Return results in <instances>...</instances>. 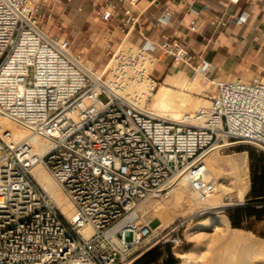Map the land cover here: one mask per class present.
Returning a JSON list of instances; mask_svg holds the SVG:
<instances>
[{
    "label": "built area",
    "instance_id": "built-area-1",
    "mask_svg": "<svg viewBox=\"0 0 264 264\" xmlns=\"http://www.w3.org/2000/svg\"><path fill=\"white\" fill-rule=\"evenodd\" d=\"M49 1L0 0V264H134L157 244L179 246L180 225L153 227L140 206L168 198L180 177L203 202L217 191L209 151L236 142L264 148V79L207 76L208 107L161 117L151 108L162 83L155 51L199 70L194 55L171 39L122 41L95 72L42 23ZM135 23L126 9V35ZM38 165L72 202L73 217L35 179Z\"/></svg>",
    "mask_w": 264,
    "mask_h": 264
},
{
    "label": "crops",
    "instance_id": "crops-1",
    "mask_svg": "<svg viewBox=\"0 0 264 264\" xmlns=\"http://www.w3.org/2000/svg\"><path fill=\"white\" fill-rule=\"evenodd\" d=\"M126 9L136 19L127 35L121 24ZM105 10L112 13L108 20L102 17ZM39 16L48 32L70 40L71 49H79L74 42L81 41L80 48L100 50L92 57L95 63L122 41L139 45L171 39L194 55V64L204 67L210 79H264V0H51ZM162 16L168 22H160ZM155 55L154 75L165 85L176 63L159 49ZM182 82L177 78L167 86L181 93Z\"/></svg>",
    "mask_w": 264,
    "mask_h": 264
},
{
    "label": "bare ground",
    "instance_id": "bare-ground-1",
    "mask_svg": "<svg viewBox=\"0 0 264 264\" xmlns=\"http://www.w3.org/2000/svg\"><path fill=\"white\" fill-rule=\"evenodd\" d=\"M188 76V72L182 71L178 67H174L170 71L165 85H162L154 94L151 102L152 110L158 113L161 117L176 120L184 114L182 112L185 109L193 108L197 106V104L198 108L196 107V110L201 109L202 107H208L209 101L207 99L201 103H192L189 102V100H186L188 95L186 98L183 97L184 94L182 96L183 98L178 99V95L175 94L173 89L167 86L168 84L175 85L177 78L184 79L182 84L185 90L189 89L190 86L193 88H202L207 85L208 78L201 69L194 70L192 74L189 77ZM4 125L6 128L17 132L22 136H25L27 133L26 130L14 122L4 121ZM38 142L41 145H44L43 150H45L49 145L48 141L44 139H40ZM238 143L240 142L233 144L226 143V145H235ZM220 148L221 146H218L209 151L206 155L205 162L209 169V175L215 176L216 174V164L221 160V158H219L221 157L219 156ZM239 161H243L245 164L247 161V155L244 154V156L239 157L238 160L231 162L235 163V166H239ZM33 175L38 183L55 199L62 212L67 217H73L74 205L63 192L61 187L46 171V169H44L42 165H38L33 169ZM249 183V176L247 174V169H245L244 177L240 176L238 178V201H243L247 191L249 190ZM227 186L228 185L225 181L221 182L217 187V194L215 193L209 199L200 202L197 200L194 191L190 188L186 179L184 177H180L173 186L170 193L171 196L167 202H162L161 200L152 198L146 203L143 209L153 208V211L156 209L154 217L161 218L163 226H168L178 217V214H176V211L178 210L182 211L184 216H193L198 214V212L200 213L208 210L212 211L213 209L219 208L222 202L220 201L222 194L218 193V191L219 189H224ZM223 205H226V203H223L222 206ZM191 229L213 230L214 232L211 234L208 231L205 232L204 241L202 238V241L200 242V244H203L202 242H204L208 246V249L206 250L208 254H203L205 256H202L201 252H198L199 254H197V251L188 252L186 254L184 253L182 256L187 257L186 264H200L199 260L196 258H200L201 256L203 257L202 264H264V239L257 238L250 232H244L240 229L232 228L230 226L229 218L225 215H218L209 221H201L194 225ZM84 230L88 234L91 232L89 227H86Z\"/></svg>",
    "mask_w": 264,
    "mask_h": 264
},
{
    "label": "rangeland",
    "instance_id": "rangeland-1",
    "mask_svg": "<svg viewBox=\"0 0 264 264\" xmlns=\"http://www.w3.org/2000/svg\"><path fill=\"white\" fill-rule=\"evenodd\" d=\"M79 42L78 43L74 42V46H76L79 49L73 48L72 51L83 53L84 62L87 67L89 66L88 68H90L95 72L102 71L107 66L111 55L107 56L106 51H103L102 59L97 63H95L93 62L92 57L96 56L100 52V50H97L95 48L90 49L87 47L80 48L81 45ZM173 64L174 61L172 65ZM174 67H178L182 71L188 72L189 76L194 71V69L182 64H175ZM163 80L164 79H161L162 83L160 87L163 84ZM160 87H158V89H160ZM158 89L156 90V92L158 91ZM174 89L176 92L180 91L179 88H174ZM213 90H214V85L211 84L210 81L208 80L207 85L202 88H193L190 86L189 89L185 90L183 88L181 93L179 94L175 93V94L178 95L177 97L178 99L183 97L186 98V96L188 95L186 100H189V102L201 103L204 102L205 99H207L208 93L212 92ZM197 106L193 107L194 109L193 108L185 109L182 113H186L191 110L194 111L196 110ZM219 154H220L219 156H221L219 157L221 158V160L218 161L216 164V168H217L216 174L215 176L213 175L210 176L216 182L217 187L223 181H225L226 184L228 185L226 188L219 189L218 191V193L222 194L220 201L226 203L227 205L222 206L223 203L221 202L219 208L213 209L212 211L208 210L205 212H200V213L198 212V214H195L193 216L190 215L184 216L182 211L180 210H178L179 212L176 211L178 217L175 219L174 222L175 224L180 225V230H179V234L181 236L180 245L177 247H172L171 245L157 244L152 249L145 252L140 257H138L136 261L144 258L141 264H170V263L186 264L187 257L182 256L184 253L186 254L188 252L197 251V254L201 252L202 256H205L203 254L207 255L208 252L206 250L208 249L207 248L208 246L204 242H202L203 244H200V242L202 240L204 241L205 232L208 231L211 234L214 231L205 230V229L197 230L191 228H193L194 225L198 224L201 221H209L218 215L227 216L229 218L230 226L232 228H237L244 232H250L257 238L264 239V197L261 196L262 194L261 192H264V148L248 143H239L230 147L219 149ZM244 154L247 155V161L245 164L243 161H239L240 163L239 166H235L234 165L235 163L231 162L234 160H238L239 157L244 156ZM245 169H247V174L249 176V181H250L249 190L247 191L243 201H238L237 199L238 178L240 176L244 177ZM170 196L168 198L161 199V201L167 202ZM153 199L159 200V198H153ZM147 202H149V200ZM146 203L140 206L139 210L146 217L153 220L152 221L153 227H157L163 221L161 218L154 217V214L156 213V209H154V211L153 208L143 209ZM237 205L238 207H241L238 211L232 209V207ZM231 216H233V219H231ZM233 222L237 223V225H234ZM126 239L128 241L133 240L132 232H127ZM202 256L200 258L199 257L196 258L199 260L200 264H202L203 261Z\"/></svg>",
    "mask_w": 264,
    "mask_h": 264
},
{
    "label": "trees",
    "instance_id": "trees-1",
    "mask_svg": "<svg viewBox=\"0 0 264 264\" xmlns=\"http://www.w3.org/2000/svg\"><path fill=\"white\" fill-rule=\"evenodd\" d=\"M253 190H254V189H253ZM261 193H262L261 196L264 197V192H261ZM240 208H241V207H238V205L232 207V209H235V210H237V211H238ZM230 209H231V208H230ZM231 219H233V216H231ZM233 224H234V225H237V223H235V222H233ZM143 260H144V258H142V259L136 261L134 264H141ZM170 264H174V263H170Z\"/></svg>",
    "mask_w": 264,
    "mask_h": 264
},
{
    "label": "water",
    "instance_id": "water-1",
    "mask_svg": "<svg viewBox=\"0 0 264 264\" xmlns=\"http://www.w3.org/2000/svg\"><path fill=\"white\" fill-rule=\"evenodd\" d=\"M239 204V203H238Z\"/></svg>",
    "mask_w": 264,
    "mask_h": 264
}]
</instances>
